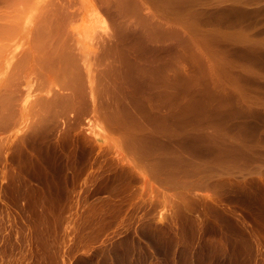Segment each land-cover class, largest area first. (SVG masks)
Here are the masks:
<instances>
[{
    "label": "rangeland",
    "instance_id": "1",
    "mask_svg": "<svg viewBox=\"0 0 264 264\" xmlns=\"http://www.w3.org/2000/svg\"><path fill=\"white\" fill-rule=\"evenodd\" d=\"M212 1L214 0H0V27L3 23L5 27L8 25V30L2 25L6 32L2 31L5 36L0 35L5 37L0 44V95L7 88V94L14 95L13 102L17 98L16 103L11 106L8 105L12 101L10 98L8 100L9 96L6 97L5 93L2 95L5 97L2 101L4 104L7 99V109L0 102V264H264V187H248L252 178L245 173L258 162L253 161L248 167L243 165L245 172L241 173L244 176L236 172L239 173L236 178L235 172L232 171L233 176L230 173L232 167H242L240 163H243V160L236 158L239 153L235 151L238 154L234 156V148L231 149L230 146L237 141L261 143L264 137L263 134L259 138L258 134L264 133V97L259 92H264V86L258 90L259 85L255 84L260 81L264 85V77L261 80L259 74L262 71L260 66L264 65V55L262 58L260 56L261 50L264 51V43L259 50L262 46L258 41L264 37V31L259 33L264 29V14L261 17L264 12L260 8L264 9V0H241L242 3L239 0L243 4L240 5L242 9L237 8V0L236 3L234 0ZM204 2H210L211 5H205ZM238 32L241 36H238ZM241 50L243 54H239ZM55 51L64 53L63 56L72 64L67 60L60 64V59L64 57L60 53L57 54L60 58L57 57L54 55ZM53 57L59 63L55 58L53 61ZM251 58L256 59V62ZM246 64L252 66L246 68ZM256 64L260 66L257 68ZM253 66L255 67L252 68ZM72 71L75 74L72 75ZM157 72L158 76L154 75ZM211 72L214 76H219L215 78ZM249 73L254 77L257 74L259 77H256L260 80L256 77L255 82L253 79L250 81L249 77L246 80L245 76H249ZM153 75L158 78L154 77L152 80ZM262 75L264 76L261 73ZM218 77L224 79L221 80L224 85L222 87L228 91L236 88L238 82L243 84L244 80L254 83V87L244 81L245 87L247 84L251 86L246 89L252 91L246 90V95L242 94L245 101L240 99L242 96L239 91L245 88L241 84H238L242 87H237L238 93L232 90L239 98L234 96V92L222 89L228 95L225 96L220 91L222 87ZM213 78L219 79L217 82L220 85L215 81L213 84ZM225 79L231 82H228L230 85L234 80L232 89ZM235 79H239L236 84ZM148 80L154 81V85L157 83L158 91L155 86L154 89L151 84H147ZM140 81L144 83L141 86L145 90L151 85L149 88L152 91L148 88L151 94L139 87ZM10 83L15 89L12 92L15 91L16 94L10 92L13 88H10ZM3 85L5 88L1 92ZM136 86L141 89L139 91L144 92H137ZM217 86L220 87L219 90ZM131 88L135 90V94ZM211 89L217 90L213 92H220L216 93L219 95L218 100ZM243 91L245 89L241 93ZM128 92L131 96L134 95V101ZM136 94L140 101L145 96H149L150 100L157 96V102L151 100L154 104L152 107L149 97L144 98L146 103L143 101L140 106L142 111L139 106L137 110L136 106L142 101H139ZM76 95L85 97L86 103L78 101L82 102V107L77 105L79 103H74L78 100H73ZM232 95L234 100L236 97L240 99L235 100L239 102L237 105ZM222 96L227 98L222 100ZM219 98L225 101L227 107ZM128 99L133 101L130 102L133 105L132 112ZM207 100L212 107H208ZM229 100L236 106L240 102L251 103V106L248 104L250 107L246 103L245 106L257 112L253 110L254 114L247 111L241 104L243 107L238 106L236 110L240 107L241 110L239 108L237 111L247 115L240 114L237 117L235 115L238 112L234 113V104L231 105ZM216 106L223 108L218 111L215 110L218 109ZM84 107L86 108L83 109ZM1 108L8 110L9 116ZM227 109L229 115L231 112L233 115L229 119ZM261 109L263 112L259 111ZM208 110L212 112L211 118ZM214 110L217 114H222L219 115L223 118L222 121L227 118L228 124L225 121L226 124L220 123L222 118H218L213 113ZM248 112L251 116L252 113L256 116L258 112L263 114H257L256 118L261 117L259 119L250 116L251 121ZM136 114L140 122L135 117L133 119L136 121L132 120V115ZM241 116L245 119L241 121H251H247V128L245 124L244 127L240 125L244 131L249 130L246 131L248 134L243 132L246 136L241 134L243 139L249 136L244 140L241 135L232 132L234 126L231 125L236 118V123L241 124ZM194 120L202 124L203 129L198 128L200 125L194 123ZM209 120L217 123L212 124ZM135 122L139 125L145 123L147 125L141 126L148 128L142 129L139 125L130 128ZM182 122H191L190 125L198 128L199 133L203 132L198 135L202 142L205 138L204 146L210 140V145L222 146L220 153L217 151L219 148L216 150L217 146L212 147L211 150L217 151V155H226L230 160L234 156L238 161L233 157L234 160L230 163V160L224 161V157H221L222 164L220 157H213L210 145L207 150L198 139V143L194 142L193 137H198V132L195 133L197 130L187 124L191 128L185 127V130L196 134L189 132L188 136L193 134V140L186 136L189 145L183 137L187 134L186 131L181 134L177 130L179 128H175ZM183 125H179L180 130H183ZM236 125L238 130H242ZM256 125L258 129L263 126V132L256 129ZM210 126L216 130L212 132ZM223 126H227L225 130L232 128L233 134L225 133L224 129L223 132L221 129L217 132ZM149 127L155 129L152 131ZM136 128H139L138 131ZM164 128L168 131L163 132ZM168 128L176 129L171 131L177 133H172ZM251 130L255 133L258 130V137L250 136ZM141 131L142 134L151 132L150 135L141 136ZM169 131L177 140L172 141V136H169L170 139L166 138ZM207 132L208 135L205 134ZM130 134H138L137 136L142 137L140 139L144 136L146 138L142 142L138 140L139 137ZM215 134L220 135L217 139L222 137L221 134L225 136L222 138L226 146H223L224 141L220 139L214 141ZM205 135H210L214 140L210 136L206 139L208 137ZM230 135L232 139L228 138ZM233 135L240 136L241 140L237 137L234 141ZM182 137L184 143L180 140ZM254 137L259 141H255ZM228 139L234 141L229 142L230 146ZM219 140L223 145L219 144ZM131 141L134 142L133 145ZM181 142L186 144H181L184 152ZM174 147L176 150L179 148L178 151ZM189 147L192 153L189 152ZM200 149L202 150L199 151ZM205 149L213 155L206 156L208 152ZM222 150L230 154H222ZM231 153L233 156L230 157ZM181 154L183 157L185 155L180 158L182 161L177 156L174 157ZM188 156L194 158L190 159ZM186 160H189L188 163ZM218 162L222 166L226 164L224 162L234 164H229V173L225 168L228 165L222 167L223 170L219 173L222 176L224 173L229 174L234 177L232 180L227 182L231 177L223 176L225 179L221 181L217 177L220 168L215 165ZM205 166H213L216 171L213 173L218 181L220 179L219 182L216 179L214 183L212 177L209 179L211 186L208 183L206 187L205 180L202 181L203 185L195 181L204 179ZM236 168L233 170H237ZM185 169L189 170V174ZM190 169L192 172L197 171L194 176ZM234 180L239 181L237 184L241 182V186L234 184ZM243 181H249L246 182L247 187ZM220 182H223V187ZM188 183L191 185L188 186ZM252 183L253 181L250 184Z\"/></svg>",
    "mask_w": 264,
    "mask_h": 264
},
{
    "label": "bare ground",
    "instance_id": "2",
    "mask_svg": "<svg viewBox=\"0 0 264 264\" xmlns=\"http://www.w3.org/2000/svg\"><path fill=\"white\" fill-rule=\"evenodd\" d=\"M195 1H196V0H195ZM197 1H198V0H197ZM214 1H216V0H214ZM214 1H212V2H214ZM221 1H222V0H221ZM237 1H238V2H237L238 5H239V6H237V8L240 7V5H243V4H241V3H242L241 0H240L241 3L239 2V0H237ZM244 1H245V0H243V2H244ZM250 1H251V0H250ZM217 2H218V1H217ZM217 2H215V3L217 4ZM232 2H233V1H232ZM234 2L236 3L235 0H234ZM196 3H197V2H196ZM199 3H200V1H199ZM204 3H205V2H204ZM215 3H213V4H215ZM206 4L211 5L210 2H209V3L206 2L205 5H206ZM218 4H219V2H218ZM218 4H217V7H218ZM201 5H202V4H201ZM205 5H202V6H205ZM209 5H208V7H210ZM262 5H264V4H262ZM262 5H261V6H262ZM220 6H221V5H220ZM220 6H219V7H220ZM224 6H225V5H224ZM224 6H222V8H225ZM233 6H234V5H233ZM235 6H236V5H235ZM235 6H234V7H235ZM206 7H207V6H206ZM211 7H212V6H211ZM211 7H210V8H211ZM213 7H216V5H214ZM234 7H232V8H234ZM259 7H260V6H258V8H259ZM263 7H264V6H263ZM202 8H203V7H201V9H202ZM227 8H230V7H227ZM237 8H236V9H237ZM260 8L263 10V11H262V10H261V11L264 12V9H263L262 7H260ZM260 8H259V10H260ZM204 9H205V7H204ZM207 9H208V8H207ZM207 9H206V10H207ZM240 9H242V6L240 7ZM206 10H205V11H206ZM202 11H203V9H202ZM261 11H260V12H261ZM257 14H258V13H257ZM261 14H262L261 17H263V14H264V13H261ZM2 16H3V15H2ZM259 16H260V14H259ZM1 19H2V18H0V20H1ZM260 19H261V18H260ZM263 19H264V18H263ZM0 24H1V23H0ZM3 24H4V23H3ZM3 24H2V25H3ZM2 25H1V27H0V28H2V30L0 29V30H1V31H0V32H1L0 35L5 36V35L2 34V31H5V32H6V30H4V27H5L4 25H5V24L3 25L4 27H3ZM263 26H264V25H263ZM263 26H262V27H263ZM5 29L8 30V25H6ZM260 29H261V27L259 28V30H260ZM263 31H264V29L262 28V29L259 31V33H260V32L263 33ZM239 32H241V31H239ZM239 32H238V34H239ZM256 32H257V31H256ZM257 33H258V32H257ZM4 34H5V33H4ZM246 34H247V33H246ZM249 35H250V34H248V36H249ZM238 36H241V34H239ZM4 38H5V37H3V38L0 37V44L2 43L1 40L4 39ZM237 38H239V37H237ZM258 41H259V43H260V46H262V44L264 43V37H263V38L261 37V39H258ZM1 46H2V45H1ZM41 47L46 48V46H41ZM256 47H257V46H256ZM1 48H2V47H1ZM1 48H0V49H1ZM44 48H40V49H43V50H44ZM260 48H263V46H262V47H259V50H261ZM239 49H240V48H239ZM263 49H264V48H263ZM43 50H42V51H43ZM47 50H48V49H46V51H47ZM44 51H45V50H44ZM40 52H41V51H40ZM258 52H259V51H258ZM258 52H257V53H258ZM58 53H60V51H59ZM58 53H57V51H55V52H54V55H55V54L57 55ZM241 53H242V50L239 51V54H241ZM243 53H244V52H243ZM243 53H242V54H243ZM257 53H256V55L258 56ZM259 53H260V52H259ZM261 53H262V54H261V55L259 54V55H260L261 58H262V56L264 55V51L261 50ZM43 54H45V53H43ZM43 54H42V55H43ZM60 54H61L62 56L64 55V53L62 54V52H61ZM235 54H236V53H235ZM42 55H40V57H42ZM45 55H46V54H45ZM45 55H44V56H45ZM47 56L49 57V55H47ZM47 56H46V57H47ZM253 56H254V55H253ZM260 56H258V57H260ZM51 57H52V56H51ZM55 57H56V56H55ZM55 57H53V59H54ZM57 57L60 58V56H58V55H57ZM57 57H56V58H57ZM63 57H64V59H63L62 57H61L62 59H60V60H61V61H60V64L63 62V60H64V61L67 60V57H65V56H63ZM123 57H124V55H123ZM125 57H126V56H125ZM254 57L257 58L256 56H254ZM12 58H13V56H12ZM43 58H44V57H43ZM43 58H42L41 60H43ZM56 58H55V59H56ZM65 58H66V59H65ZM261 58H260V60H261V62L263 63V61H264V60H263V59H264V56H263V59H261ZM49 59H50V58H49ZM55 59H54L53 61H55ZM251 59H253V58H251ZM251 59H249V60H251ZM257 59H258V58H257ZM44 60L46 61V60H48V58H47V59H44ZM258 60H259V59H258ZM262 60H263V61H262ZM19 61H20V60H19ZM45 61H44V62H45ZM51 61H52V59H51ZM56 61H58V60L56 59ZM254 61L256 62V59H255V60L253 59V62H254ZM66 62H69V63H70L69 60H67ZM248 62H249V61H248ZM259 62H260V61H259ZM259 62L257 61V63H259ZM56 63H57V62H56ZM58 63H59V61H58ZM58 63H57V64H58ZM250 63H252V60H251ZM63 64H65V63H63ZM70 64H72V63H70ZM247 64H248V63H247ZM247 64H246V65H247ZM58 65H59V64H58ZM66 65H69V64L67 63ZM246 65H245V66H246ZM254 65H255V64H254ZM59 66H60V65H59ZM249 66H252V65H247L246 68H247V67L249 68ZM256 66H257V64H256ZM258 66H260V65H258ZM258 66H257V68H258ZM263 66H264L263 64H262V66H260V67H262V71H263V69H264ZM254 67H255V66H253L252 68H254ZM66 68H67V67H66ZM252 68H250V69H252ZM61 69H63L62 66H61ZM243 69H244V71L246 70L245 67H243ZM250 69H249V70H250ZM63 70L67 71V73H68V70H66V69H63ZM63 70H61V71H63ZM247 70H248V69H247ZM255 70H256V69H255ZM259 70H261V68H260V69H257V71H259ZM211 71H212V70H211ZM213 71H214V69H213ZM213 71H212V72H213ZM251 71H252V70H251ZM257 71H256V73H257ZM262 71H261V73L264 74V71H263V72H262ZM72 72H73V71H72ZM212 72H211V73H212ZM248 72H249V71H248ZM252 72H253V71H252ZM12 73H13V71H12ZM64 73H66V72H64ZM69 73H70V71H69ZM153 73H154V72H152V74H153ZM213 73H214V72H213ZM213 73H212V74H213ZM261 73H259V74H260V77H261V80H262V77H264V76H263V75L261 76ZM70 74H71V73H70ZM73 74H75V72H73L72 75H73ZM152 74H151V75H152ZM212 74H211V75H212ZM215 74H217V73H215ZM249 74H250V73H249ZM154 75H157V76H158V72H157L156 74H154ZM154 75L151 76L152 80H154V79L157 77V76L155 77ZM247 75H248V74H247ZM252 75H253V74H252ZM252 75L250 74L249 76H245V79H246L247 77H249V80H250V81L253 79L254 82H255V81H256L255 77H256V76L259 77V76L256 74V76L254 77V75H255V71H254V75H253V77H252ZM217 76H219V75L217 74ZM217 76H214V74H213V77L216 78ZM250 76L252 77L251 79H250ZM154 77H155V78H154ZM210 77H211V80H212V76H210ZM257 77H256V78H257ZM8 78H10V77H8ZM151 78H150V79H151ZM157 78H158V77H157ZM218 78H219V77H218ZM73 79H75V78H72V80H73ZM219 79H220V78H219ZM219 79L216 80V79L213 78V84H214V81H215V83H216L217 85H220L221 80L224 81V79H220V81H219ZM247 79H248V78H247ZM247 79H246V80H247ZM5 80H7V79L5 78ZM141 80H142V79H141ZM235 80H236V79H235ZM237 80L239 81V79H237ZM237 80H236L235 84L238 82ZM243 80H244V79H243ZM243 80H241V82H242ZM246 80H244V81H246ZM253 80H252V81H253ZM257 80L259 81L260 78H257ZM70 81H71V80H70ZM143 81H144V80H143ZM145 81H146V80H145ZM145 81H144V82H145ZM158 81H160V79H159ZM158 81L155 80V82H158ZM217 81H219L220 83H218ZM225 81L227 82L226 79H225ZM230 81H232V80L230 79ZM233 81H234V80H233ZM233 81H232V85H230L231 82H229V81H228V82H229L230 84H229L228 82H227V83L225 82V83H226L227 85L229 84V86H231L230 88L232 89V88L234 87V86H233V84H234ZM244 81L242 82L243 84H245ZM8 82H11V81H9V79H8ZM8 82H6V83H8ZM147 82H149V83H147L148 85L151 84L152 87L155 86V88H156L157 83H155L156 85H154V83L152 84V82H154V81H151V82H150V80H148ZM246 82H247V81H246ZM248 82H249V81H248ZM248 82H247V83H248ZM263 82H264V80H263ZM4 83H5V82H3V84H4ZM158 83H159V82H158ZM222 83H223V82H222ZM222 83H221L220 86H221V87H222V86L224 87V85H222ZM225 83H224V84H225ZM8 84H9V83H8ZM8 84H7V85H8ZM72 84H74V82H73ZM72 84H71V85H72ZM138 84H139V87H140V86L143 85L144 83H142V82L140 81V83H138ZM147 84H146V85H147ZM226 84H225V86L227 87ZM238 84H241V83L238 82ZM238 84H237V87H240V85H238ZM243 84H241V85H243ZM248 84H250V83H248ZM248 84H247L248 88H249V87L251 88V86H249ZM251 84H253L252 86L254 87V83L251 82ZM251 84H250V85H251ZM255 84H256L257 86H258V85L260 86V87H259V86L257 87L258 90H259V88L262 89L261 86H264V85H262V82L260 83V81H259L258 83H255ZM260 84H261V85H260ZM10 85H11L10 88H12L13 86H12L11 83H10ZM10 85H9V86H10ZM69 85H70V84H69ZM71 85H70V86H71ZM151 85H150V86H151ZM158 85H159V84H158ZM150 86H149V87H150ZM159 86H160V85H159ZM229 86H228V89H229ZM232 86H233V87H232ZM247 86H246V87H247ZM2 87H3V88H2V90H1V92L4 90L5 85H3ZM141 87H143V86H141ZM149 87H147V89H146L147 91H148V88H149ZM152 87H151V88H152ZM218 87H219V86H217V88H218ZM223 87L221 88L220 91H221V93L224 95V94H225V93H224L225 91L222 92V89H224ZM237 87H236V88H237ZM243 87H245V86L243 85ZM246 87H245V88L240 87V88H242V89H245V91H243L242 93H241V90H242V89H241L240 91L238 90L239 88H237V89H236V88H233V89H234V91H236V92H237V90H238L240 96H242V94H243V95H244V94L246 95V90H247ZM137 88H138V87L136 86L135 90H136ZM145 88H146V87H145ZM153 88H154V87H153ZM153 88H152V89H153ZM155 88H154V89H155ZM219 88H220V87H219ZM219 88H218V90H219ZM13 89H14V87H13L12 89H10V90H11V91H10L11 93H14V92H15V91L12 92ZM142 89H144V87H143ZM154 89H153V92H156ZM156 89H157V91H158L159 87H157ZM233 89H232V90H233ZM235 89H236V90H235ZM14 90H15V89H14ZM133 90H134V89L131 88V91H132V92H133ZM135 90H134V92H135ZM139 90H141V89H140V88L137 89V92H138ZM144 90H145V89H144ZM146 90H145V92L147 93ZM149 90H150V88H149ZM211 90H212V89H211ZM211 90H209V92H210ZM213 90H216V89H213ZM213 90H212L211 92H213ZM224 90H227V88L224 89ZM232 90H230V91L227 90V91H228V92H234V91H232ZM252 90H253V89H252ZM258 90H257V91H258ZM74 91H75V90H74ZM128 91H129V90H128ZM150 91H152V90H150ZM150 91H148V94H149V93L151 94ZM216 91H217V90H216ZM227 91H226V92H227ZM247 91H248V90H247ZM249 91H251V90H249ZM249 91H248V92H249ZM254 91H255V88H254L253 92H254ZM263 91H264V88H263ZM129 92H130V91H129ZM129 92H128V95L130 94ZM134 92H133V94H135ZM139 92L143 93L144 91H139ZM236 92H234V93H235L234 96L236 95ZM251 92H252V91H251ZM259 92L262 93V96L264 97V94H263L264 92H261V90H260ZM4 93L6 94V97L9 96V97H8V100H9V98L12 100L11 103H8V105L11 104V106H12V105H13L12 103H16L15 101L17 100V98H15L16 100L13 102V100H14V99H13V98H14V95H13V96H11L12 94H11V95H10V94L8 95L7 93H9V92H7V88L5 89V91H3V92L1 93L0 96H2V95L4 96ZM74 93H75V92H74ZM141 93H138V94L141 95ZM157 93H158V92H157ZM214 93H215V94H214ZM216 93H218V92H213L212 94H214V96H215ZM219 93H220V92H219ZM219 93H218V94H219ZM237 93H238V92H237ZM260 93H257V94H260ZM14 94H16V93H14ZM82 94H83V93H82ZM133 94H132V95H133ZM138 94H136V95H138ZM218 94L215 96L216 99L219 97ZM222 94H221V95H222ZM229 94H231V93H229ZM232 94H233V93H232ZM28 95H29V94H28ZM142 95H143V94H142ZM156 95H157V94H154V96H156ZM210 95H211V94H210ZM226 95H227V94H225V96H226ZM3 96L1 97L2 100L0 99V102L4 101L3 99H4L5 97L3 98ZM10 96H11L12 98H11ZM130 96H131V94H130ZM143 96H144V95H143ZM151 96L154 97L153 95H151ZM211 96H212V95H211ZM211 96H210V97H211ZM217 96H218V97H217ZM225 96H222V98H223L222 100H224ZM227 96H228V95H227ZM230 96H231V95H230ZM230 96L228 97V99L230 98ZM236 96H238V98L240 97L238 94H237ZM77 97H80L81 100H80L79 98H77ZM83 97H84V96L81 97V96L76 95L75 97H73V100H74V101H75L76 99H78V100H76L74 103H79V104H77V105L80 106V107H82V106L80 105L82 102H78V101H83V102L86 103L85 97H84V98H83ZM128 97H129V96H128ZM133 97H134V95L131 96L130 98L132 99ZM136 97L139 98V95L136 96ZM148 97H149V96H147V97L145 96L144 98L146 99V98H148ZM156 97H157V96H156ZM156 97H155V98H156ZM215 97L212 98L213 101H214V98H215ZM245 97H247V96H245ZM74 98H76V99H74ZM82 98H83L84 100H82ZM93 98H94V97H93ZM142 98H143V97H141V99H142ZM144 98H143V101L145 100ZM155 98H154V100H156ZM226 98H227V97H226ZM226 98H225V99H226ZM236 98H237V97H236ZM236 98H235V100L237 101L238 98H237V99H236ZM241 98L244 99V96L240 97V99H241ZM131 99H128V100H130L129 103H130V102L133 103V101H134L136 98H134V100L132 99L133 101H131ZM205 99H206V97H205ZM208 99H209V98H208ZM210 99H211V98H210ZM210 99H209V100H210ZM216 99H215V100H216ZM232 99L234 100L233 95H232ZM240 99H239V100H240ZM91 100H92V99H91ZM137 100H138V99H137ZM137 100H136L135 102H137ZM148 100H149V101H151V100L154 101L153 98L150 100V97H149ZM217 100H218V99H217ZM235 100H234V101H235ZM239 100H238V101H239ZM245 100H246V99H244V101H245ZM5 101H6V104H4L5 102H2V103L4 104V106L7 105V99H6ZM9 101H10V100H9ZM139 101H140V98H139ZM141 101H142V100H141ZM141 101H140V102H141ZM143 101L141 102V104L138 102V103H139L138 105H137L136 103H134V104L137 105V106H136V107H137V110H138V106H139V110H141V109H140V108H141L140 106L145 102V101H144V102H143ZM146 101H147V100H146ZM152 101L150 102V103H152V105H150V106L153 107L154 104H153ZM211 101H212V100H211ZM213 101H212V102H213ZM219 101H221V98H219ZM219 101H215V103H216V102L218 103ZM229 101H230V100H229ZM234 101H233V102H234ZM236 101H235V102H236ZM241 101H242V100H241ZM155 102H157V100H156ZM212 102H211V103H212ZM222 102L224 103L225 101H221V103H222ZM248 102H250V101L248 100ZM2 103H1V105H2ZM85 103H83V104L85 105ZM145 103H146V102H145ZM150 103H149V104H150ZM207 103H209V104H207L208 107H209V106L212 107L211 104H210V101L208 102V100H207ZM221 103H220V104H221ZM226 103H228V102L226 101ZM230 103H231V105L234 104V103H232L231 101H230ZM237 103H239V102H236V105H237ZM245 103H246L247 106H248L249 103H247V102H245ZM245 103H244V102H243V103L240 102V105H238V106H241V104H243V105L245 106V105H246ZM83 104H82V105H83ZM87 104H88V103H87ZM147 104H148V103H147ZM155 104H156V103H155ZM228 104H229V103H228ZM250 104H251V103H250ZM250 104H249V105H250ZM75 105H76V104H75ZM128 105H129V104H128ZM144 105H145V104H144ZM213 105H214V104H213ZM218 105H219V104H218ZM221 105H222V104H221ZM223 105H225V103H224ZM223 105H222V106H223ZM231 105H230V106L228 105V107L232 108ZM236 105L234 104V107L232 108V109L235 108V112H234V113H237V112H238L237 110L240 108V107H239V108L236 110V108L238 107V106H236ZM243 105L241 106V108L243 107ZM2 106H3V105H2ZM2 106H1V107H2ZM4 106H3V107H4ZM11 106L8 108L9 111L11 110V109H10ZM87 106H88V105H86V107H87ZM91 106H92V104H91ZM130 106H131V110H130V111L132 112V107H133V105L130 103L129 108H130ZM219 106H220V105H219ZM219 106H216V107H218V109H215V110H218V111H219L220 109H222V108L224 107V106H223V107H221V108L219 109ZM235 106H236V107H235ZM250 106H251V105H250ZM250 106H248V107H250ZM7 107H8V106H6V109H7ZM86 107H84L83 109H85ZM88 107H90V104H89ZM145 107H148V106L145 105ZM214 107H215V106H214ZM225 107H227V106L225 105ZM248 107L245 106V107H243V108H246V110L248 109L247 111H252L253 113H254V111L257 112V110L253 109V110H254V111H253L252 108H250V109H251V110H250ZM142 108H144V106H142ZM241 108H240L239 110H241ZM1 109H3V108H1ZM4 109H5V108H4ZM4 109L1 110V111H5V113H7L8 110H4ZM89 109L91 110V109H93V108H89ZM133 109H134V108H133ZM144 109H145V108H144ZM224 109L226 110V108H224ZM228 109H229V108H228ZM228 109H227V113H228V111H229ZM232 109H230V110H232ZM135 110H136V109H135ZM137 110H136V111H137ZM215 110H214V112H213L214 114L217 112V111H215ZM242 110H243V109H242ZM246 110L244 109L243 112H244V111L246 112ZM262 110H263V109H261V110H259V111H262ZM136 111H133V112H136ZM141 111H142V110H141ZM208 111H209V113H208V112H207V113L210 114L209 118H211V114H212V112L210 113L211 110H208ZM212 111H213V110H212ZM223 111H224V110H223ZM263 111H264V110H263ZM263 111H262V112H263ZM91 112H92V111H91ZM143 112H144V110H143ZM220 112H222V111H220ZM241 112H242V111H241ZM262 112H258V113H262ZM5 113H2L1 115L5 116V115H4ZM217 113H218V112H217ZM217 113H216V114H217ZM224 113H226V112H224ZM224 113H223V116H224ZM234 113H233V114H234ZM238 113H239V112H238ZM238 113H237L235 116L238 115L237 117H239L240 114H241V115L246 114V113H239V114H238ZM253 113H252V116H251V115H249V112H248V115H249L248 118H249L250 116H251V117H254V118H256V116H258V115L262 116L261 114H258V113H257L258 115L256 114V116H253ZM7 114H8V113H7ZM7 114H6V115H7ZM208 114H207V115H208ZM230 114H231V115H229V113H228V115H227L228 119H229V116H233V115H232V112H231ZM254 114H255V113H254ZM262 114H263V113H262ZM169 115H170V114H169ZM169 115H168V116H169ZM187 115H188V114H187ZM192 115H193V114H191V116H192ZM219 115L222 116L221 113L217 114L216 116H218V118L221 119L222 117H219ZM225 115H226V114H225ZM246 115H247V114H246ZM263 115H264V114H263ZM8 116H9V114H8ZM8 116H6V117H8ZM136 116H138V115H137V114L134 115V116L132 115V120L136 121L135 119H133V117L137 118ZM170 116H171V115H170ZM170 116H169V117H170ZM172 116H173V115H172ZM191 116L189 117L190 119H191ZM212 116H213V115H212ZM1 117H2V116H1ZM6 117H4V118H5L4 120H7ZM186 117H187V116H186ZM186 117H185V120H186ZM214 117H215V116H214ZM224 117L226 118V116H224ZM241 117H242V116H241ZM246 117H247V116H246ZM246 117H245V118H246ZM2 118H3V117H2ZM95 118H96V117H95ZM95 118H94V120H95ZM171 118H173V117H171ZM171 118H170V119H171ZM192 118L196 119L194 115H193ZM215 118H216V117H215ZM225 118H224V119H225ZM234 118H236V117H234ZM248 118H246V120H247ZM257 118H258V117H257ZM257 118H256V119H257ZM259 118H261V117H259ZM259 118H258V119H259ZM92 119H93V118H92ZM92 119H91V120H92ZM137 119H138V118H137ZM190 119H188V120H190ZM197 119H198V118H197ZM197 119H196V120H197ZM200 119H202V118H200ZM203 119H204V118H203ZM207 119H208V118H207ZM207 119H206V120H207ZM213 119H214V118H212V120H213ZM216 119H217V118H216ZM216 119H215V121H216ZM228 119L226 118V121H227ZM231 119H232V118H231ZM241 119H244V118L242 117V118H240V121L238 120L239 122H241V124L236 123L237 118H236V120L234 119L235 122H233V123H234V124H235V123L238 124V125L235 124L237 127H239L240 125L243 126V125L245 124V127L247 128V126H249L248 123H247V121H250L252 118H249L250 120H247V121H244L245 119L242 120V121H244V122H242ZM256 119H255V120H256ZM262 119H263V117H262ZM173 120H174V119H173ZM180 120H182V119H180ZM183 120H184V118H183ZM183 120H182V121H183ZM188 120H187V121H188ZM191 120H192V119H191ZM204 120H205V119H204ZM204 120H202V123H203V124H205ZM212 120H209V121H211L210 123H212ZM217 120H219V119H217ZM222 120H223V118L221 119V122H220V123L223 122V124H226V123L228 124V122H226V121L224 120V121L226 122V123H225V122L222 121ZM253 120H254V119H253ZM95 121H96V120H95ZM137 121L140 122L139 119H138ZM175 121H176V120H175ZM175 121H174V122H175ZM197 121H198V120H197ZM209 121H208V122H209ZM229 121H230V120H229ZM251 121H252V120H251ZM251 121H250V123H251ZM258 121H259V120H258ZM263 121H264V120H263ZM93 122H94V121H93ZM141 122H144V121L141 120ZM171 122H173V121H171ZM176 122H177V121H176ZM184 122H185V121H184ZM188 122H189V121H188ZM188 122H186V124L183 123V122L179 124V125H181V124H182V125L185 124V125H183L184 128L182 127L183 130H180L181 127H180L178 124H177L178 127H175L176 125H174V127H175L176 129L179 128V129H177V130L180 131V133L182 134V133H184V132H182V131L185 130V127H188V126H186V125L188 124ZM191 122H192V121H191ZM191 122H190V123H191ZM195 122H196V121L194 120V123H195ZM208 122H206V123H208ZM259 122H260V121H259ZM261 122H262V121H261ZM95 123H96V122H94V124H95ZM169 123H170V122H169ZM178 123H179V122H178ZM190 123H189L188 125H189V126H192V125H190ZM196 123H198V126L200 125L199 122H196ZM213 123L215 124V123H217V122H213ZM213 123H212V124H213ZM230 123H232V120H231ZM230 123H229V124H230ZM242 123H243V124H242ZM246 123H247V125H246ZM250 123H249V124H250ZM252 123H253V122H252ZM257 123H258V122H257ZM144 124H145V123H144ZM144 124H143V125H144ZM171 124H173V123H171ZM175 124H176V123H175ZM192 124H193V123H192ZM208 124H209V123H208ZM208 124H207V125H208ZM212 124H209V125H212ZM218 124H219V122H218ZM223 124H222V125H223ZM234 124H231L232 127L234 126V129L232 130V132L235 133L236 135H238V134H239V135H241V134L243 135V134H244L243 132H246V131L249 132L248 129H246L245 131L242 129L244 126H243V127L240 126L242 130H238V128H236ZM255 124H256V122H255ZM255 124H254V126H255ZM260 124H262V123H259V125H260ZM263 124H264V123H263ZM263 124H262V125H263ZM89 125H90V124H89ZM136 125H137V127H138V125H139L138 122H137V123H136V122L133 123L132 126H131L130 128H133V127L136 126ZM141 125H142V124L140 123L139 126H141ZM143 125H142V126H143ZM145 125H147V124H145ZM145 125H144V126H145ZM196 125H197V124H196ZM196 125H195V127H196ZM201 125H202V124H201ZM201 125H200V126H201ZM207 125L205 126V128L207 127ZM209 125H208V126H209ZM219 125L221 126V124H219ZM219 125H214V126H219ZM92 126H93V125H92ZM142 126L140 127V128H142V129H146V128H148V126H147L146 128H144V127H142ZM166 126H167V125H166ZM200 126H199L198 128L203 129V128H202L203 125H202L201 127H200ZM212 126H213V125H212ZM212 126H210V127H212ZM220 126H219V127H220ZM229 126H230V125H229ZM229 126H228V128L231 127V126H230V127H229ZM251 126H253V125L251 124ZM251 126H250V128H251ZM257 126H258V125H256V129H258ZM167 127H173V126H170V125H169V126H167ZM192 127H193V126H192ZM240 127H239V129H240ZM262 127H263V126H262ZM262 127L260 126V129H258V130H259V131H260V130L262 131ZM190 128H191V127H190ZM190 128L188 127V128H186V129H190ZM198 128H194V127H193L192 129H193V130H194V129L197 130V131H195V133H196V132H198ZM215 128H216V127H215ZM225 128H227V126H226ZM225 128H224V126H223V128H222V127H221V128H218L219 130H218L217 132H219V131H221V130H222L221 132H223V129L225 130ZM235 128H236L237 130H236ZM250 128H249V129H250ZM137 129H139V128H136V130H137ZM149 129H151V128L149 127ZM149 129H148V130H149ZM154 129H155V128H153V130H154ZM168 129H169V128H168ZM176 129H173V130L171 129V130H172V131H175ZM201 129H199V131H201ZM212 129H213V131L211 130L212 132H214V130H216V129H214L213 127H212ZM220 129H221V130H220ZM231 129H232V128H231ZM231 129H226V130H230V131H226V130H225L224 132H225V133H226V132H227V133L229 132V133L231 134V133H232V132H231ZM253 129H254V128H253ZM151 130H152V129H151ZM153 130H152V131H153ZM157 130H158L159 132H162V131H160L159 129H157ZM169 130H170V129H169ZM171 130H170V131H171ZM234 130H236V132H235ZM258 130H257V131L255 130L256 133L258 132ZM132 131H135V130L132 129ZM132 131H130V132L132 133ZM137 131H138V130H137ZM137 131H135V133H136ZM143 131H144V130H143ZM143 131H141V133H140L139 135L142 136V135L144 134V133L142 134ZM155 131H156V130H155ZM167 131H168L167 128H166V131H165V128H164V131H163V132H167ZM170 131H169V132H170ZM172 131H171V132H172ZM185 131H186V130H185ZM187 131H188V130H187ZM187 131L185 132V133H187V134H186L185 136H183V137H185V138H186V136H188V134H190L189 132H192L191 130L188 131V132H187ZM204 131H205V130H204ZM263 131H264V130H263ZM263 131H262V132H263ZM139 132H140V131H139ZM150 132H151V131L148 132L149 134H144V135H150ZM156 132H157V131H156ZM159 132H158V133H159ZM163 132H162V133H163ZM169 132H168V133H169ZM171 132H170V133H171ZM208 132H210V131L208 130ZM208 132L205 133V134L208 135ZM215 132H216V131H215ZM248 132H246V134H248ZM250 132H252V130H251ZM253 132H254V131H253ZM253 132L250 134V136H251V135H253V136H256V135H257L255 132H254V133H253ZM137 133H138V132H137ZM152 133H153V134H156V136L158 135V134L155 133V132H152ZM152 133H151V134H152ZM162 133H161V134H162ZM170 133H169V135H167L166 133H164V134H166V136H167V137H166V136H165V137L168 138V139H170L169 136H172V138H173L174 134H176L177 131H176V133H175V132H172V133H174V134L171 133V135H170ZM180 133H178V136H180ZM185 133H184V134H185ZM192 133H194V131H193ZM195 133H194V134H195ZM201 133H203V132H200V133L198 132V133H196V134L198 135V134H201ZM233 133H232V134H233ZM260 133H261V132H260ZM260 133L258 132V134H259V138H260L261 136H263V134H264V133H261V135H260ZM153 134H152L150 137H152ZM196 134H195V135H196ZM218 134H219V133H218ZM218 134H217V135L215 134V135H216V139H215V140L212 138V137H214L213 134H212V137H211L210 135H209V136H210V138H212L214 141H216V140L218 141V139L224 141V140H223L224 138H222V137L224 136V135H222V134H224V133L221 134V136H222L221 138H218V139H217L218 136L220 137V135H218ZM235 134H234V135H235ZM246 134H244V135L246 136ZM130 135L132 136V135H134V134H130ZM137 135H138V134L134 135V137L137 136ZM191 135H193V134H191ZM191 135H189V136L191 137ZM201 135H202V134H201ZM207 135H205L206 137H208V138H206V139H209V136H207ZM226 135H228V134H226ZM234 135H233V137H234ZM242 135H241L242 138L239 136L241 139H243V136H242ZM25 136H26V135H25ZM154 136H155V135H154ZM156 136H155V137H156ZM175 136L178 137L177 135H175ZM189 136H188V137H189ZM203 136H204V135H203ZM203 136H202V137H203ZM245 136H244V137H245ZM253 136H252V137H253ZM26 137H27V136H26ZM134 137H132V138H134ZM138 137H139V138H138ZM180 137H181V136H180ZM183 137H182V139H180V138H179V139L182 141V140L184 139ZM200 137H201V136H200ZM200 137H199V135H198V137H196V138L193 137V138L195 139L194 142H196V139H198V140L201 139ZM224 137H225V136H224ZM230 137H232V136L230 135L228 138H230ZM237 137H238V136H237ZM237 137H234V141H236V140L239 138V137H238V138H237ZM247 137L249 138L248 135H247ZM252 137H251V139H252ZM256 137H258V135H257ZM136 138H138L139 141L141 140V141L143 142V141H144L143 139L146 138V136H144L143 139H140V138H142V137H140V136H137ZM153 138H154V137H153ZM172 138H171V139H172ZM191 138H192V137H191ZM191 138H190V139H191ZM193 138H192V140H193ZM214 138H215V137H214ZM235 138H237V139H235ZM240 138H239V139H240ZM248 138H244V139H248ZM259 138H258V139H259ZM134 139H135V138H134ZM175 139L177 140V138H173L172 141L175 140ZM187 139H188V138H186V141H187ZM226 139H227V137L225 138V140H226ZM230 139H232V138H230ZM241 139H240V140H241ZM244 139H243V140H244ZM254 139H256V138L254 137ZM263 139H264V137H262V139H261L262 142H264ZM135 140L137 141V139H135ZM135 140H134V141H135ZM192 140H191V141H192ZM202 140H203V139H202ZM220 140H219V144H220V145H223V144H222V141H221V143H220ZM252 140H253V139H252ZM23 141H24V139H23ZM146 141H149V139H146ZM146 141H145V142H146ZM169 141H170V140H169ZM200 141H201V140H199V142H200ZM207 141H208V140H207ZM211 141H212V140H211ZM230 141H231L232 143H234V141L228 139V143H229ZM246 141H247V140H246ZM248 141H249V140H248ZM250 141H251V140H250ZM255 141L258 142L259 140L256 139ZM175 142H176V141H174V143H173V142H169V143H170V144H172V143L175 144ZM177 142H179V140H178ZM189 142H190V141H189ZM194 142H193V143H194ZM201 142H202V141H201ZM257 142H256V143H257ZM262 142H261V143H257V144H252L251 142H250V143H249V142L247 143V142H244V141H243V142H242V141H241V142H240V141H237V143L235 142V144H233V145H231V146H230V143H229V146L231 147V149L234 148V149H233L234 152L236 151V152L239 153V157H236V158H240L239 161H242V160H243V161H242L243 163H240V162H239L240 164H242V167H237V166L235 165V166L237 167V168L235 167L237 170H233V169H235L234 167H232L233 169L231 170L230 166H231V165L234 166V164H230V163H232V161L234 160V158H235V157H234L235 154H238V153L235 152V153H234V156H233V154H232L233 152L231 153L230 157H231V156L234 157V158L231 157V160H232V161H231L230 159H227L228 156L225 157L226 155H225V156H223V155H219V154H218L219 156L217 155L216 152L218 151V152L220 153V152H221L220 150H221L222 146H220V147H221V148H220L218 145H215V143L212 141V143H213L215 146H217V147H216V150H217V148H219L217 151L215 150L216 152H214V150L212 151L211 149H212V147H215V146L210 145V144H211L210 140H209V142H207V144L211 146V148H210V146H209V148H210L209 150H211V152H214V153H213L214 155H215V153H216V155L214 156L212 153H209L210 151H207V150H208V147H207L208 145L204 146V144H206V143H205V138H204V141H203L202 143H203V146L207 149V150L205 149L206 152H208V155L205 153L206 156L211 157V155H209V154H212L213 157H216V158H217V157H218V158H219V157H220V158H221V157H224V158H223V159H225L224 161H227V160L229 161V160H230V161H229L230 163H229V162H224V164H225V163H226V164L222 166V164H223V159L221 158V160H222V164L220 163L221 165H219V162H218V164L215 165V167H217V165H219L218 167L220 168V169H219L220 171L217 172L218 174H216L217 177L220 178L221 181H222V179H223V181H224L225 177H227V178H228V177H231V178H228V180L226 179L227 182H228V181H230V180H232V179L234 178V177L232 178V176H233L232 171H233V173L235 172L234 175H236L235 177L237 178L238 175H239V173H236V172H240V173H241L243 170H245L244 167H245V166L248 167L249 164L251 165V163H252L253 161H255V162H253V163H257V162H258V163H257L256 165H254L253 168L248 169L247 172H245V171H243V172H245L246 174H249V175L251 176V178L254 179V180H255V178L252 177V176H256V175H254L255 173H257V174H261V173L263 174V173H264V143H262ZM131 143H132V141H131ZM133 143H134V142H133ZM133 143H132V145H133ZM137 143L139 144L138 141H137ZM183 143H184V140H183ZM183 143L181 142L180 145L183 144ZM185 143H186V142H185ZM187 143H188V141H187ZM196 143H198V142H196ZM196 143H195V144H196ZM209 143H210V144H209ZM228 143H227V144H228ZM232 143H231V144H232ZM254 143H255V142H254ZM188 144H189V143H188ZM188 144H187V145H188ZM195 144H194V145H195ZM199 144H200V143H199ZM216 144H217V143H216ZM225 144H226V142L224 141V145H223V146H226ZM139 145H140V144H139ZM177 145H178V147H179V144H178V143H177ZM177 145H176V146H177ZM183 145L186 146V144H183ZM189 145H190V144H189ZM194 145H193V146L191 145V147H194ZM197 145H198V144H197ZM197 145H196V146H197ZM200 145H201V144H200ZM171 146H172V145H171ZM181 146H182V145H181ZM227 146H228V145H227ZM229 146H228V147H229ZM191 147H189V148H190V149H189V152H191ZM197 147H198V148H201L199 145H198ZM197 147H196V148L194 147V148L197 149ZM204 147H202V148H204ZM230 147H229V148H230ZM186 148H188V146H187ZM226 148H227V147H226ZM173 149H175V147H174ZM178 149H179V148H177V150H176V149H175V150L178 151ZM181 149H182V151L184 152L183 146H182ZM223 149H224V148H223ZM227 149H228V148H227ZM227 149H224V150L228 151L229 149H228V150H227ZM168 150H169V149H168ZM175 150H173V151H175ZM192 150H193V149H192ZM201 150H202V149H200L199 151H201ZM205 150H204V151H205ZM233 150H230V151H233ZM171 151H172V149H171ZM179 151H180V153H182L181 150H179ZM222 151H223V150H222ZM185 152H186V151H185ZM192 152H193V151H192ZM192 152H191V153H192ZM224 152H225V151H223L222 154H223ZM173 153H174V152H173ZM178 153H179V152H177V154H178ZM180 153H179V154H180ZM186 153H187V152H186ZM191 153H190V155H192ZM226 153H227V155L230 154V152H225V154H226ZM175 154H176V152H175ZM182 154H183V153H182ZM182 154H181L182 157H181L180 155H179V157H178V155H175L174 157L177 156L176 158H179V160H180V158H184L185 155H187V154L184 153L185 155H184V157H183ZM188 155H189V154H188ZM190 155H189V156H190ZM194 155H195V153H194ZM189 156H188V157H189ZM240 156H242V157H240ZM230 157H229V158H230ZM186 158H187V156H186ZM189 158H190V157H189ZM189 158H188V159H189ZM192 158H194V156H192L190 159H192ZM206 158H208V157H206ZM232 158H233V159H232ZM236 158H235V159H236ZM212 159H213V158H212ZM257 159H259L260 162H259ZM132 160H133V159H132ZM177 160H178V159H177ZM194 160H195V159H194ZM194 160H193V161H194ZM180 161H182V159H181ZM186 161H187V160H186ZM188 161H189V160H188ZM188 161H187L186 163H188ZM190 161H191V160H190ZM213 161H214V162H217V161H215V160H213ZM218 161H220V159H219ZM237 161H238V159H236V162H237ZM256 161H257V162H256ZM183 162L185 163V160H184ZM191 162H192V161H191ZM214 162H213L212 164H214ZM220 162H221V161H220ZM234 162H235V161H234ZM227 163H228V164H227ZM229 164H230V166H229ZM240 164H239V165H240ZM227 165H228V168L225 167V166H227ZM237 165H238V163H237ZM243 165H244V167H243ZM252 165H253V164H252ZM192 166H193V165H192ZM240 166H241V165H240ZM212 167H213V166H211L210 168H208V167L205 166L204 168L206 169V171H205L204 176L202 175L203 173L201 172V177L203 176L204 179H203V178H202V179L199 178L198 180H195V181H199V182H200V185H201V184L203 183L202 181L205 180L204 183L206 182V183H205V184H206V187H208L207 184L210 183V181H209L210 178L214 177V178L212 179V181H214V180H216V179H217V181H218V178H217L216 175L213 173V172L216 173V171H214L215 169H213ZM218 167H217V168H218ZM222 167H225V168H226V171L230 169L231 172H230V171H227V172H228V173L230 172V173L232 174V176H230L229 174H228V175H225V173H224L223 176H225V177H223L221 174H219V173H221V170H223V169H221ZM193 168H195V167H193ZM196 168H197V167H196ZM196 168H195V169H196ZM188 169H189V168H188ZM195 169H193V170H195ZM197 169H198V168H197ZM197 169H196V170H197ZM191 170H192V169H190V171H191ZM196 170H195V171H196ZM198 170H199V169H198ZM198 170H197V171H198ZM201 170L203 171L204 169H201ZM201 170H200V171H201ZM238 170H239V171H238ZM184 171H185L187 174H189V172H188L189 170L187 171V169H185ZM195 171H194V172H195ZM197 171H196V172H197ZM200 171H199V172H200ZM217 171H218V169H217ZM226 171L224 170V172H226ZM191 172H192V171H191ZM194 172L191 173L193 176H194ZM203 172H204V171H203ZM196 174H197V173H196ZM198 174H199V173H198ZM237 174H238V175H237ZM241 174L243 175V173H241ZM252 174H253V175H252ZM214 175H215V176H214ZM218 175H221L223 178H222L221 176H218ZM249 175H248V176H249ZM195 176H196V175H195ZM243 176H244V175H243ZM243 176H242V178H243ZM245 176L247 177V175H245ZM250 176H249V177H250ZM215 177H216V178H215ZM249 177H248V178H249ZM258 177L261 179L262 175H261V177H260V175H258ZM258 177L256 176V178H257L256 180H257V181H258ZM190 178H191V177H190ZM200 179H201V180H200ZM220 179H219V181H220ZM229 179H230V180H229ZM240 179H241V178H238L239 181H242V179H241V180H240ZM243 179H245V180H249V179H246L245 177H244ZM252 179L249 180L250 182H249V181H246V182H249L248 184L250 185V183L253 181ZM189 180H190V179H189ZM191 180L193 181L194 178H193V179L191 178ZM210 180H211V179H210ZM238 180H237V181L234 180L236 183H234V181H233V182L231 181V182H232V184H233V183H234V184H237V183L239 182ZM256 180H255V181H256ZM262 180H263V179H262ZM219 181H218V182H219ZM255 181H253V183H254ZM257 181H256V183H257ZM260 181H261V180H260ZM199 182H198V183H199ZM218 182H217V183H218ZM231 182H230V183H231ZM243 182H245V181H243ZM246 182H245V183H246ZM262 182H263V181H262ZM190 183H191V181H190ZM190 183H188V186H190V185L192 184V183H191V184H190ZM214 183H216V181H214ZM220 183H222L221 186L224 185L223 182H220ZM230 183H229V184H230ZM253 183H252V185H253ZM256 183H255V184H256ZM259 183H261V182H259ZM205 184H204V186H205ZM211 184H212V183H210L209 185L211 186ZM218 184H219V183H218ZM218 184H216L217 188H218ZM239 184H240V185H239ZM239 184H237V185L241 186V182H240ZM243 184H244V183H243ZM255 184H254V185H255ZM202 185H203V184H202ZM214 185H215V184H214ZM214 185H212V186H214ZM237 185H235V187H236ZM216 186H214V187H216ZM219 186H220V185H219ZM225 186H229V185H225ZM231 186H232V185H231ZM233 186H234V185H233ZM239 186H238V187H239ZM242 186H243V185H242ZM244 186H245V184H244ZM246 186H247V183H246ZM250 186H251V185H250ZM250 186H248V187H250ZM222 187H223V186H222ZM251 187H252V186H251ZM256 187H257V186H256ZM218 196H219V194H218ZM212 197H213V196H212Z\"/></svg>",
    "mask_w": 264,
    "mask_h": 264
},
{
    "label": "crops",
    "instance_id": "3",
    "mask_svg": "<svg viewBox=\"0 0 264 264\" xmlns=\"http://www.w3.org/2000/svg\"><path fill=\"white\" fill-rule=\"evenodd\" d=\"M253 175V174H252ZM254 175H256L257 177H258V175H260V177H261V175H262V177H261V179L258 177V181L256 180L257 178H256V176H252V177H254L255 178V180L257 181V183H256V181L253 179V181H255L254 183H253V185L252 184H250L252 187H264V173L262 174H257V173H255ZM263 179V180H262ZM261 180V181H260ZM263 181V182H262ZM259 182H261V183H259ZM256 183V184H255ZM255 184V185H254ZM250 186V187H251ZM245 187H247V186H245Z\"/></svg>",
    "mask_w": 264,
    "mask_h": 264
}]
</instances>
